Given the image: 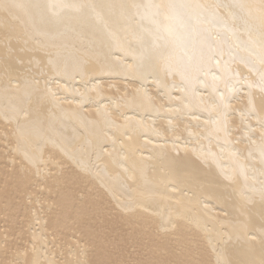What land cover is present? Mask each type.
<instances>
[{"label":"bare ground","instance_id":"1","mask_svg":"<svg viewBox=\"0 0 264 264\" xmlns=\"http://www.w3.org/2000/svg\"><path fill=\"white\" fill-rule=\"evenodd\" d=\"M0 166V264H264V0H0Z\"/></svg>","mask_w":264,"mask_h":264},{"label":"rangeland","instance_id":"2","mask_svg":"<svg viewBox=\"0 0 264 264\" xmlns=\"http://www.w3.org/2000/svg\"><path fill=\"white\" fill-rule=\"evenodd\" d=\"M2 167V166H0ZM3 174L0 172V191L2 189H7L5 193H3V195H8L10 189V183H4L3 182ZM7 196L6 198H3L2 200H0V220L2 221L0 224L1 226H4L5 228L9 227L10 228V232H12L14 235L11 236L9 238L10 242H12L14 239L18 238V229H22L20 228L23 225H20L21 222H24V219L21 220V217H19V214L17 215L16 211H12L9 209V207L6 205L7 203ZM8 230V228H7ZM0 231H3L2 229H0ZM23 231H25V229L21 230V232H19V235L23 233ZM118 235L121 236V233H118ZM106 238V237H105ZM123 240L121 242H117L116 245H122L118 251H112L111 248L109 247H105V245L103 246H99L98 250H94L92 247L89 249L90 252V260L95 262L94 264H100V263H104V264H143V262H138L139 260H141L142 258H144V256H146L147 261L144 264H156V260H152V259H158L159 256H161L160 259H158L157 261L162 262L163 264H177L175 263V260L173 259L174 256L179 257L180 263L184 264L186 262H192V258L195 255V251H193V248L191 246H183V247H177L176 245L171 244V242H168V246H165V251L161 252L159 250L160 248V244L163 241L158 242L157 238L153 240L148 239V241L144 244L147 246H140L139 250H136L134 253V258H136L137 260H131L129 258V252L132 250V248L130 249V245L125 244L126 243V239L122 238ZM17 244L19 243V240L17 239L16 241ZM125 244V245H124ZM127 249V250H126ZM107 254L110 255L109 259L106 258H101V254ZM100 254V255H98ZM10 255L9 253V249H7V252L4 253L3 257L4 259L8 258ZM114 255V256H113ZM113 256V259H112Z\"/></svg>","mask_w":264,"mask_h":264}]
</instances>
